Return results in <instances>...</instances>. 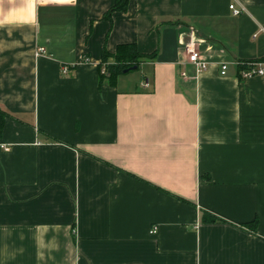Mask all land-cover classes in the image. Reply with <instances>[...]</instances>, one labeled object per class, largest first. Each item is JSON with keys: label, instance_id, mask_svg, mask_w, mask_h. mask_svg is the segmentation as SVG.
<instances>
[{"label": "crops", "instance_id": "0c3cea01", "mask_svg": "<svg viewBox=\"0 0 264 264\" xmlns=\"http://www.w3.org/2000/svg\"><path fill=\"white\" fill-rule=\"evenodd\" d=\"M115 3L0 0V264H264V0Z\"/></svg>", "mask_w": 264, "mask_h": 264}, {"label": "trees", "instance_id": "16d2710c", "mask_svg": "<svg viewBox=\"0 0 264 264\" xmlns=\"http://www.w3.org/2000/svg\"><path fill=\"white\" fill-rule=\"evenodd\" d=\"M129 2L130 0H116V3L110 13L116 11L125 12L128 8ZM107 17L110 18L109 14ZM156 57L157 52L149 55L139 53L135 45L120 46L117 52L114 54H111L107 50H104L103 61L100 66V75L102 78H107L115 81L117 77L123 74L125 70L131 69L133 67H140L143 62L153 60ZM251 61L264 62V57ZM2 127L3 117L0 113V133L2 132ZM202 221L204 223H216L222 220L216 218L208 212H203ZM258 226V220L241 225V227L248 228L253 234L256 235L258 232Z\"/></svg>", "mask_w": 264, "mask_h": 264}, {"label": "built area", "instance_id": "2783aa9c", "mask_svg": "<svg viewBox=\"0 0 264 264\" xmlns=\"http://www.w3.org/2000/svg\"><path fill=\"white\" fill-rule=\"evenodd\" d=\"M230 11L233 13L234 16H239L244 13L245 9L242 8H236L235 5H230ZM261 32H264V25H260L259 27ZM257 35H255L256 37ZM184 51L187 56V62L194 65L197 69V72L200 73L204 70H207L209 67V64L205 61L199 50L197 49V37L195 33L190 34L189 41L184 45ZM38 54H46L45 48L38 49ZM237 66L239 67V76L242 79H251L255 77H263L264 78V62H256V61H237ZM69 68L64 67L63 73L68 74ZM227 73V65H222L221 74L224 76ZM183 76H186V73L183 74ZM145 87H149L150 83L149 81H146L144 83Z\"/></svg>", "mask_w": 264, "mask_h": 264}, {"label": "water", "instance_id": "95a60500", "mask_svg": "<svg viewBox=\"0 0 264 264\" xmlns=\"http://www.w3.org/2000/svg\"><path fill=\"white\" fill-rule=\"evenodd\" d=\"M137 68H138V67H133V68H131V69L125 70L123 73H128V72H130V71L136 70Z\"/></svg>", "mask_w": 264, "mask_h": 264}, {"label": "rangeland", "instance_id": "374dc122", "mask_svg": "<svg viewBox=\"0 0 264 264\" xmlns=\"http://www.w3.org/2000/svg\"><path fill=\"white\" fill-rule=\"evenodd\" d=\"M140 72H141V71H138V72H137V71H135V72H133V73H134V74H140Z\"/></svg>", "mask_w": 264, "mask_h": 264}]
</instances>
